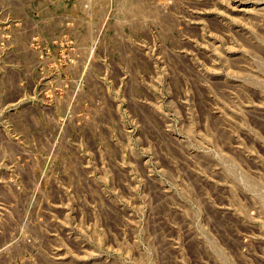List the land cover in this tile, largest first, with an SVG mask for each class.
Instances as JSON below:
<instances>
[{"label": "rangeland", "instance_id": "obj_1", "mask_svg": "<svg viewBox=\"0 0 264 264\" xmlns=\"http://www.w3.org/2000/svg\"><path fill=\"white\" fill-rule=\"evenodd\" d=\"M87 18L0 0V264H264V0Z\"/></svg>", "mask_w": 264, "mask_h": 264}, {"label": "crops", "instance_id": "obj_2", "mask_svg": "<svg viewBox=\"0 0 264 264\" xmlns=\"http://www.w3.org/2000/svg\"><path fill=\"white\" fill-rule=\"evenodd\" d=\"M44 2V5L48 7V14L49 17L54 20H58L59 16H67L71 19V21L76 22V24L86 21L88 19L89 10L84 8L85 0H70L68 2H64L63 5L57 6L56 2L53 0H41ZM76 2H79L77 5ZM73 23L68 24L66 27H71L69 30H72L75 32L76 36H82L87 34V30L84 26H75V28H72ZM67 28V29H68ZM56 31V30H55ZM84 40L83 46L87 45L86 38L80 37V40ZM84 46V47H85ZM33 62V61H31ZM31 64V63H30ZM31 78H28L26 81H31Z\"/></svg>", "mask_w": 264, "mask_h": 264}, {"label": "built area", "instance_id": "obj_3", "mask_svg": "<svg viewBox=\"0 0 264 264\" xmlns=\"http://www.w3.org/2000/svg\"><path fill=\"white\" fill-rule=\"evenodd\" d=\"M64 1H66V2H68V1H70V0H64ZM85 4H84V8L85 9H87V10H90V8H91V0H85ZM91 45V42L89 41V46ZM87 46V45H86ZM87 49H89V47H87ZM43 50H44V54L46 55V56H49L50 55V45L48 44V45H46L44 48H43ZM69 62L71 63V64H74L75 62H74V60H69ZM56 69H57V66H56ZM56 74H58L57 72H56Z\"/></svg>", "mask_w": 264, "mask_h": 264}]
</instances>
